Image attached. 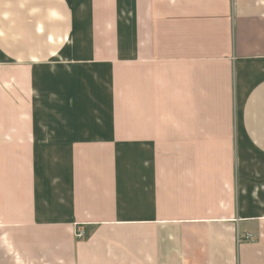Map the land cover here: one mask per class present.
Listing matches in <instances>:
<instances>
[{"label":"crops","instance_id":"1","mask_svg":"<svg viewBox=\"0 0 264 264\" xmlns=\"http://www.w3.org/2000/svg\"><path fill=\"white\" fill-rule=\"evenodd\" d=\"M0 264H264V0H0Z\"/></svg>","mask_w":264,"mask_h":264},{"label":"built area","instance_id":"2","mask_svg":"<svg viewBox=\"0 0 264 264\" xmlns=\"http://www.w3.org/2000/svg\"><path fill=\"white\" fill-rule=\"evenodd\" d=\"M83 235H84V233L82 231L77 230V229L75 230V237L76 238H82Z\"/></svg>","mask_w":264,"mask_h":264}]
</instances>
